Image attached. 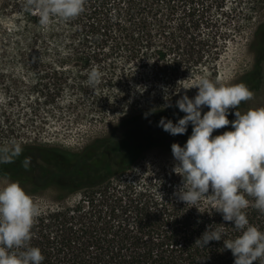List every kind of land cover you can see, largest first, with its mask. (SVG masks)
<instances>
[{
	"label": "trees",
	"instance_id": "16d2710c",
	"mask_svg": "<svg viewBox=\"0 0 264 264\" xmlns=\"http://www.w3.org/2000/svg\"><path fill=\"white\" fill-rule=\"evenodd\" d=\"M23 5L24 0H0V145L15 140L23 148L14 163L0 164V187L18 182L40 206L30 243L40 248L42 264H234L223 239L195 244L209 225L223 227L224 239L240 234L214 210L210 197L186 205L175 195L182 178L173 167L142 161L151 151L173 161L171 145L183 146L191 135V123L175 136L158 126L161 117L176 123L185 115L175 99L170 107L150 104L124 117L76 151L33 135L43 123L29 117L22 125L31 132L18 137L15 131L23 126L9 121V103L24 96L17 87L25 81L15 73L23 76V68L35 73L32 94L24 96V109L35 116L53 108L68 88L95 97L86 79L66 78V71L96 67L101 88L122 78L138 91L174 86L208 60L216 62L236 28L254 24V62L247 74L254 96L238 110L264 106V0H86L77 18L53 17L46 30L37 10ZM255 11H261L258 19L251 15ZM100 94L96 100L108 99ZM208 110L204 106L202 114ZM235 111L229 110V121ZM228 130L231 123L212 135ZM25 157L31 158L28 170L22 167ZM244 211L264 231V214L251 206Z\"/></svg>",
	"mask_w": 264,
	"mask_h": 264
},
{
	"label": "clouds",
	"instance_id": "9594fccd",
	"mask_svg": "<svg viewBox=\"0 0 264 264\" xmlns=\"http://www.w3.org/2000/svg\"><path fill=\"white\" fill-rule=\"evenodd\" d=\"M85 3L86 0H24L23 7L29 12L36 9L39 25L46 30L53 17L64 21L77 18L85 10ZM86 75L89 87L100 84L102 74L96 67ZM184 88L198 89L194 98L185 93L176 101L185 115L176 123L161 117L158 125L173 136L185 134L192 125L183 146L171 145L176 161L173 171L182 178L175 195L191 206L210 197L214 210L240 233L234 239H224L223 227L209 225L195 244L206 247L210 241L223 239L224 248L231 250L235 258L234 264H264V231L251 225L244 211L251 206L264 214V106L244 113L238 110L242 102L254 96L243 83L225 85L201 76ZM204 106L209 110L202 114ZM230 109H236L232 121L227 116ZM230 123L233 130L212 135ZM22 152L15 140L0 145V164L14 163ZM30 165L31 158L25 157L22 167L28 170ZM40 215V206L18 182L0 187V264H42L45 257L40 248L30 243Z\"/></svg>",
	"mask_w": 264,
	"mask_h": 264
},
{
	"label": "rangeland",
	"instance_id": "374dc122",
	"mask_svg": "<svg viewBox=\"0 0 264 264\" xmlns=\"http://www.w3.org/2000/svg\"><path fill=\"white\" fill-rule=\"evenodd\" d=\"M251 15L258 19L261 16V11H255ZM253 27L254 24L247 25L243 29L236 28L233 31V40L227 42L221 48V55L216 62L208 60L205 63V68L198 72L189 73L177 85L163 86L161 89L151 92L141 89L138 91L130 83L131 81H128V78H126L127 80L122 78L113 83L114 87L94 88L95 97L90 96V92L80 95L78 92H73L68 88L57 98L59 100L54 103L53 108L46 106L48 109L44 107V112L46 109L47 112L36 116L34 114L30 115L24 109L25 105L29 104V100L25 99L24 96L27 95L26 93L32 94L30 92L31 82L35 78V73L25 71V68H23V76H20L21 72L15 70V73L25 81L24 87H17L24 91V96H22L20 101H16L13 104L9 103V106H11L10 110L14 114V117L10 116L9 121L18 127L19 124H23L27 117L37 119L43 124L39 126V132L34 131L33 135H39L40 138L67 149L79 150L93 138L107 134L111 126L117 121L143 110L150 104H154V106H160L161 103L169 104L171 100L175 99L177 101L185 93L190 98H194L198 89H185L184 87L193 84L201 76H206L212 81L218 80L225 85H233L234 80L237 81L252 62L253 53L250 46ZM14 65L22 66L18 63ZM87 72L75 70L73 72L66 71L65 73L66 78L73 75L74 77L80 76L79 79L87 80ZM112 88L115 89L112 90ZM100 93L105 94L108 99L104 102L96 100L100 98ZM3 98L4 96L0 92V102ZM7 124H9L8 121ZM29 132H31L30 129L23 126L15 131V134L18 137H24ZM163 157L164 153L161 151H151V155H146L142 161L146 164L152 163L156 167L164 166L167 168L173 167L176 163L174 160L166 161ZM140 164L141 162L136 166Z\"/></svg>",
	"mask_w": 264,
	"mask_h": 264
},
{
	"label": "flooded vegetation",
	"instance_id": "af4514ba",
	"mask_svg": "<svg viewBox=\"0 0 264 264\" xmlns=\"http://www.w3.org/2000/svg\"><path fill=\"white\" fill-rule=\"evenodd\" d=\"M253 59H252V62H251V64H250V66L248 67V69L245 71V72H243L241 75H240V77H239V79L236 81V80H234V83H233V85L234 84H239V83H243V84H245L247 87L249 86L248 84V81H249V76L247 77V74H248V72H249V70L250 69H252L253 68ZM248 80V81H247Z\"/></svg>",
	"mask_w": 264,
	"mask_h": 264
}]
</instances>
